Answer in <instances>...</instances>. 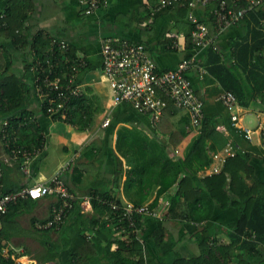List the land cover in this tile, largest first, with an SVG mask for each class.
Listing matches in <instances>:
<instances>
[{
	"label": "trees",
	"instance_id": "1",
	"mask_svg": "<svg viewBox=\"0 0 264 264\" xmlns=\"http://www.w3.org/2000/svg\"><path fill=\"white\" fill-rule=\"evenodd\" d=\"M213 6L214 3L210 2L204 9L205 14L209 16V20L206 21L208 25L212 21ZM239 6H244L243 1L239 2ZM260 8L261 6L246 14L245 18L247 16L252 18L250 20L252 27H249L248 34L243 40L232 42L229 63L223 61L219 50L208 49L203 52L205 60L202 68L206 73L202 80L209 84L218 83L222 90L231 91L243 108H247L252 101L264 94V65H260L254 59L255 53L264 44L262 39L264 25H261L264 13ZM33 10L34 5L30 0H10L4 12L0 14V36H12L15 43L19 38L25 37L23 45L31 51L34 50L33 59L24 65L25 73L39 61L41 64L38 66L43 69L44 74L50 75L51 79L55 75L61 77L64 71L69 73L67 66L73 64L78 57L70 45L65 53H61L55 42L61 41L60 38L43 35L41 32L32 35L23 32L22 27L25 21L29 20ZM167 10H179L181 16L187 13V8H167L165 11ZM209 28L211 29V26ZM189 32L188 28L185 36L188 39L187 55L184 59L191 57L188 55L192 49ZM256 37L263 41L255 42ZM11 65L10 57L4 51L0 54V139L3 143L2 133H5L3 122L7 121L9 124L7 133L12 135L10 138L16 137L17 145L29 148L30 145H24L19 140L18 133H26L28 129L32 130V133H41V129L28 111L26 97L29 91L24 80L25 73L21 75L10 73ZM44 74L37 73L38 85ZM42 100L43 116L52 121L67 123L80 132L91 128L98 113L97 107L92 105L85 93L67 102L64 107L66 109L64 118L59 115L50 117L44 108L47 100L46 98ZM164 100L166 106L162 117L157 123L150 122L151 127L148 129L133 124L118 125L117 122L110 120V130L117 134L113 173L110 179L104 177L99 183L91 186L92 190L87 193L91 197L88 211L77 205L58 229L43 231L35 229L37 232H44L45 235L54 234L52 240L47 237V245L42 254L45 255L46 262L264 264V182L258 180L251 164L252 153L249 151L253 147L249 146V151H241L233 144L236 152L232 157L226 158L219 173L201 176L200 172L212 163L208 151H216L217 137L222 136L217 128L221 121L219 118L223 119L222 122L229 121L230 125V113L219 102L220 106L214 107V112L219 118H215V114L208 115L207 107L204 105V118L200 126L195 128L199 131L197 140L185 158H173L169 155V148L179 145L186 132L184 129H175L170 123L171 118L180 109L167 98L164 97ZM184 120L189 129L193 128L188 115ZM233 129L238 136H244L242 130ZM40 141L38 139L36 147H42ZM7 152L9 153L8 150ZM262 155L264 156V152ZM15 162L20 164V161ZM124 175L125 179L122 182ZM111 186L117 189L121 186L123 197L134 206L146 205L150 209H161L160 198L166 197L168 203L163 219L134 215L137 232L130 233L128 243L116 240L114 231L107 225L108 218L112 217L109 214L110 209L101 203V200H112L122 206L121 198L113 191L114 189H110ZM153 194L154 198L150 201ZM29 201L9 207L1 218L8 219L9 213L12 215L11 218L15 217ZM228 207L236 210V221L225 226L213 223L212 217L216 208ZM108 214L109 216L104 218ZM48 219L40 222L44 223ZM149 219L153 221V226L149 231H145L144 222ZM165 220H181L195 225L194 230L186 237L189 241L193 239L196 244L195 254L192 256L181 254L180 243L185 239L176 238L167 232ZM3 235L4 227L0 230V264H14L2 255L5 246L2 241L9 238ZM219 235L225 236L226 240L221 241ZM139 236L142 238L141 241L137 239Z\"/></svg>",
	"mask_w": 264,
	"mask_h": 264
},
{
	"label": "crops",
	"instance_id": "2",
	"mask_svg": "<svg viewBox=\"0 0 264 264\" xmlns=\"http://www.w3.org/2000/svg\"><path fill=\"white\" fill-rule=\"evenodd\" d=\"M9 1L0 0V14L4 12ZM30 1L34 5V10L31 12L29 20L25 21L24 27H22L23 32H29L31 35L41 32L43 35L60 38L74 49L78 58L85 59L86 68L79 73L77 82L82 86L92 105L97 107L98 113L94 117V122H97H93L90 129L80 132L67 123L52 121L43 116L41 110L42 97L34 85V71L32 68L26 73L24 71L25 63L34 57V50L31 51L23 45L25 37L19 38L15 43L12 36H0V54L6 51L12 63L9 72L17 75L25 73L24 80L29 91V95L26 94L28 111L41 129V133H32V130L28 129L26 133H18L17 137L24 145H30V147H36L38 139H40L39 144L43 149L41 154L29 162L27 168L24 169L18 163L17 166L16 162L10 158L0 139V191L13 192L24 186L45 183L60 169L69 166L68 170L61 176L68 183L72 192L77 197H82L92 190L91 186L94 183H99L104 177L110 179L113 173V154L116 153L117 134L111 132L109 125L103 127L102 123L108 119L109 122L111 120L117 122L118 125L130 126L133 124L143 129L151 127L149 117L136 113L129 104H113L108 83L101 73L100 47L102 41L106 38H112L131 43H141L150 52L157 69L162 71L173 69L187 55L188 39L185 36L188 28L190 29L186 20L187 13L181 16L179 10H164L152 20L150 8L154 6L157 0H107L106 6H102L94 14L86 16L77 0ZM260 9L264 13V2ZM197 15L207 24L206 21L209 20V16L205 14L204 10L197 11ZM251 19L247 16L240 25L228 30L218 40V48L225 63H229L232 42L241 41L247 36L249 27H252ZM211 23L210 21L207 26L210 27ZM180 33L184 34V37H179ZM262 39L264 40V36ZM262 39L256 37L254 40L258 43ZM174 41L178 42L179 48H172ZM188 55H195V63L202 67L205 60L203 52L191 49ZM254 59L260 65H264V44L255 53ZM96 74H99V78L96 77ZM197 75V68L189 71L196 93L203 99L208 115L215 114V118H219L214 112V107L221 105L218 97L225 90H222L218 83L209 84ZM104 85L107 87L108 93L104 91L106 89ZM239 108L240 121L238 125L250 130V138H245L243 135L238 136L234 133L235 130L231 124L229 125V121L222 122L223 119L219 118L221 121L217 128L221 131L222 136L218 135L219 137H217L216 151H208L212 157V163L200 172V175L209 176L210 169L217 165L214 155H222L227 143L232 142L241 151H249V146L253 147L249 151L252 153L251 164L258 180L264 182V156L262 155L264 152V94L259 99L252 101L247 108L240 105ZM246 114H250L252 118L246 120ZM186 116V112L180 110L170 120L175 129H184L186 132L179 145L170 146L169 155L173 158H185L199 135L198 129H189L185 125L184 117ZM124 179L125 175L122 182ZM121 186L119 189L111 186L110 189H114L113 191L119 195L122 200L121 204L129 203L123 197ZM153 198L154 194L150 201ZM54 200L53 196H47L40 200L29 201L22 208V212H19L15 217L11 218L12 215L9 213V221L4 217L0 218V230L4 227L3 237L9 236L7 240L2 241L5 244L2 249V255L5 258H9L7 257L8 253H12L14 259L12 257L9 259L14 264H22L23 260L29 261L27 250L25 252L26 247L33 246L40 250L36 258L40 260L41 264H52V262H46L44 260L45 255L42 254L47 245V237L52 240L54 234L45 235L44 232H37L33 228V223L48 219L50 206ZM167 200L166 197L160 198L162 205L168 203ZM89 209V207L84 208L86 211ZM236 219L237 212L234 208H216L212 222L225 226L235 222ZM171 222L174 225H171ZM152 226V220L149 219L144 222L145 231H149ZM165 226L167 232L185 239L179 247L182 255L192 256L197 252L193 239L190 241L186 239L188 234L194 230L195 225L187 224L181 220H165ZM218 238L221 241L226 240L223 235H219ZM31 262L34 263V261Z\"/></svg>",
	"mask_w": 264,
	"mask_h": 264
},
{
	"label": "built area",
	"instance_id": "3",
	"mask_svg": "<svg viewBox=\"0 0 264 264\" xmlns=\"http://www.w3.org/2000/svg\"><path fill=\"white\" fill-rule=\"evenodd\" d=\"M243 1L244 6H239ZM83 8L86 16L94 14L100 7L107 5V0H77ZM210 2L214 3L211 11V29L204 20L198 17L197 11L204 10ZM264 0H157L150 8L151 19L166 10L167 8H187L186 20L190 27L189 42L192 49L197 52H204L208 49L218 51V40L232 27L242 23L246 14L257 9ZM264 25V19L261 20ZM179 37H184L180 33ZM177 40V39H175ZM61 53H65L68 43L61 40L55 41ZM172 48H179L178 42L172 43ZM101 73L108 83L114 105L126 103L138 114L147 116L150 122L157 123L163 115L166 106L164 97L170 100L173 105L186 112L193 128L200 126L203 118V100L196 93L193 80L189 76V71L197 68L199 78L202 79L206 71L197 65L195 55L189 59L182 60L175 68L169 70H159L145 45L141 43H131L128 41L106 38L100 47ZM32 68L35 75L34 85L39 95L46 98L47 114L50 117H66L67 102L84 93L82 86L77 82L79 73L86 68V61L78 58L73 64L67 66L61 77L44 74L38 65ZM44 74L40 85L37 84L39 78L37 73ZM55 74V71H54ZM43 101V100H42ZM221 105L230 113L231 127L242 130L244 137L250 138V130L238 125L240 121L239 103L236 96L231 91H223L218 97ZM43 108V107H42ZM35 119V118H34ZM109 125L106 119L103 127ZM9 124L3 122L4 132L2 140L9 151L10 158L20 161V165L26 169L27 164L42 152V147H23L17 145L16 137L7 133ZM235 154L232 142H228L224 148V153L216 154L217 165L210 169L209 175L219 173L224 161ZM69 167V166H68ZM68 167L65 166L55 173L45 183H35L33 185L21 187L13 192L0 191V218L7 213L8 208L24 201H36L47 196H53L54 202L50 206V218L44 222H35L34 229L43 231L47 229H58L68 214L79 205L81 208L91 206V197L88 195L77 197L71 190L68 183L61 176ZM101 203L110 209L107 225L114 231L116 240L128 243L130 233L135 229L134 215L150 217L162 220L167 203H163L160 209H150L146 205L134 206L131 203L117 204L112 200H101ZM105 215V217L109 216ZM141 241V236L137 238ZM116 245H113L115 248ZM8 253L7 257H12ZM5 257V256H4ZM14 259V257H12Z\"/></svg>",
	"mask_w": 264,
	"mask_h": 264
},
{
	"label": "rangeland",
	"instance_id": "4",
	"mask_svg": "<svg viewBox=\"0 0 264 264\" xmlns=\"http://www.w3.org/2000/svg\"><path fill=\"white\" fill-rule=\"evenodd\" d=\"M98 73V72H97ZM97 76L96 77H98L99 78V74H96ZM105 86V85H104ZM105 90L104 91H107V93H108V89H107V87L105 86ZM103 91V93H106V92H104ZM101 96H103V94H101ZM107 97H108V95H107ZM246 116H247V118H246V120H249V119H251L252 117L250 116V114H246ZM97 121H95L94 123H96ZM253 126V125H252ZM165 215V214H164ZM170 222V221H169ZM171 225H174L173 224V222H171ZM33 228H34V226H33ZM175 236L177 237V235L175 234ZM178 238V237H177ZM184 241V240H183ZM26 250H27V252H28V260L29 261H25V260H23V263L22 264H41V262H39L40 260L38 259V258H36L37 257V254H39L40 253V250H37L36 249V247H33V246H31V247H26V249H25V252H26ZM35 258V259H34ZM36 260H38V261H36ZM31 261H34V263H32ZM45 264V263H44Z\"/></svg>",
	"mask_w": 264,
	"mask_h": 264
},
{
	"label": "water",
	"instance_id": "5",
	"mask_svg": "<svg viewBox=\"0 0 264 264\" xmlns=\"http://www.w3.org/2000/svg\"><path fill=\"white\" fill-rule=\"evenodd\" d=\"M48 264H51V263H48Z\"/></svg>",
	"mask_w": 264,
	"mask_h": 264
},
{
	"label": "bare ground",
	"instance_id": "6",
	"mask_svg": "<svg viewBox=\"0 0 264 264\" xmlns=\"http://www.w3.org/2000/svg\"><path fill=\"white\" fill-rule=\"evenodd\" d=\"M80 75V74H79ZM48 230V229H47Z\"/></svg>",
	"mask_w": 264,
	"mask_h": 264
}]
</instances>
